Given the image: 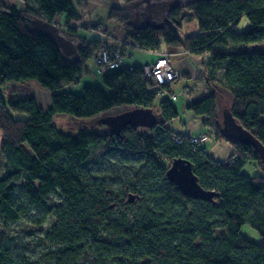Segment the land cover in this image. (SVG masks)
I'll use <instances>...</instances> for the list:
<instances>
[{
  "label": "trees",
  "instance_id": "obj_1",
  "mask_svg": "<svg viewBox=\"0 0 264 264\" xmlns=\"http://www.w3.org/2000/svg\"><path fill=\"white\" fill-rule=\"evenodd\" d=\"M24 2L18 9L0 0V87L36 79L50 90L51 102L45 109L35 96L0 92V264H27L4 244L1 225L33 209L41 210L37 224L47 215L54 219L47 236L57 247L45 255L53 264H76L86 255L91 264H264V174L242 172L251 161L264 166L252 145L221 129L218 116L221 87L233 98L229 109L237 121L264 144V49L254 46L264 41V0H192L170 9L161 25L148 19L126 31L145 51L164 45L171 54L180 48L207 57L201 76L211 92L190 101L187 109L235 147L221 161L207 153L205 143L195 146L188 134L169 126L179 113L159 90L173 95L172 87L159 85L143 67L106 68L100 81L110 93L98 79L80 92L67 89L80 83L98 47L79 40L76 56L68 58L50 31L37 29L39 21L52 23L62 13L80 19L73 0ZM160 13L159 3H152L143 16ZM244 17L249 26L240 31ZM69 20L72 39L76 27ZM193 20L198 32L182 38L183 24ZM120 106L153 109L158 120L152 127L128 125L119 134L55 122L57 115L88 120ZM12 111L28 116L15 118ZM114 150L140 157L134 176L118 190L95 182L84 168ZM178 157L192 162L199 183L215 192L213 199L187 196L167 177ZM55 193L64 202L48 205ZM244 225L260 239L245 235Z\"/></svg>",
  "mask_w": 264,
  "mask_h": 264
},
{
  "label": "rangeland",
  "instance_id": "obj_2",
  "mask_svg": "<svg viewBox=\"0 0 264 264\" xmlns=\"http://www.w3.org/2000/svg\"><path fill=\"white\" fill-rule=\"evenodd\" d=\"M143 2L144 0H73L77 13L81 18H73L76 28L73 32L75 37L72 36V39L69 38L70 36L67 34L69 27L65 22H63L64 28H61L62 25L57 19H54L52 23H47L42 20L40 23H43L47 28H50V24L54 25L52 27L57 28V30H55L59 33L60 37L68 39H58V43L65 56L72 54L73 51L75 52V49H73L72 46L76 47L79 40H83L90 45L95 44L98 48L109 45L110 47L119 49L125 54V62L128 64L131 62L142 67V64L150 58L151 55L147 51L135 46L132 40L127 38V29L140 27L145 24L148 19L156 25H161L164 18L168 15L167 13H163L155 18L151 16L144 17L143 15L148 11V7L145 6V12H142L144 10H142L144 7ZM189 2V0H179V3H182V6H185ZM115 7H119L120 9H115ZM111 13L114 17L110 16ZM65 15H67V13H65ZM245 19L247 26L245 27L243 22H240L238 30H247L249 20L247 17H245ZM37 29L39 30L38 26ZM77 34L79 35L78 37ZM185 35V31L181 29L180 36L184 38ZM254 46L262 47L264 49V41L255 44ZM175 51H177V57L180 55H188L180 48ZM167 52L168 51H166V53ZM96 53L97 52H95V55ZM95 55L87 60L86 67L88 71L83 73L80 83L71 84L66 87L67 89L80 92L81 86L84 85V83L93 82L94 84V82H96L95 79H98L100 86L110 93V89L106 88L102 81H100L101 73L105 69L95 63ZM206 58L207 57L204 56L198 60V64L200 63L199 65H202V69L199 65H197L196 68H193V65L188 63V72L184 73L186 71L184 70V72L178 75L176 80L169 84L176 96L165 91L164 95L161 97L170 98L179 113L178 117L169 123V126L178 132H184L188 135L202 136L207 134L208 139L205 141L207 153L214 159L221 161L228 159L234 153L235 147L225 138L218 137L215 128L205 125L203 123L204 117L196 116L187 109V104L191 100L202 95H207L211 92V88L201 76L205 69ZM178 60L179 58H177V61ZM196 71L198 72L196 73ZM216 71L217 77H219L220 73L218 71L220 70L217 68ZM186 83L191 85L187 86L188 84L185 85ZM0 92L5 97H9L12 93H16L20 96H35L40 105L45 109L50 106L51 102L50 90L43 87L36 79H29L24 83L9 82L4 87H0ZM232 99L233 98L229 93L220 87V91L218 92V116L220 124L222 121V111L224 108H229V103L232 102ZM127 109L129 108L126 106L115 107L109 112L88 120H80L79 118L62 114L56 116L55 122L62 127L75 129L95 127L98 131L108 130L107 125L101 122L100 119L106 115L117 114ZM12 115L15 118H26L28 116L26 113L14 111H12ZM220 127L223 130L222 125ZM2 139L3 134L0 130V148ZM91 153H96L94 148L91 149ZM139 158V156L133 157L129 154H123L119 150H114L106 154L103 160H100L98 163H88L84 165V168L86 171L93 174L92 179L95 182L104 183L106 186L118 190L121 189L122 184L127 177L134 176L135 171L133 165L137 164ZM1 168L2 157L0 155V171ZM242 172L250 177H254L263 175L264 169L262 168V165L257 164L256 161H251L244 166ZM63 202L64 199L58 193L53 194L47 200L48 205L61 204ZM41 215V210L33 209L28 216L10 222L6 226L1 225L4 244L14 251L16 257L24 260L27 264H53L51 261H48L45 255L48 251L57 247V243L51 242L47 236V233L53 226L54 219L51 215H47L45 216L43 223L37 224L35 219ZM243 233L255 241L260 239L258 232L249 225L243 226ZM76 264H91V258L88 257V255L82 256L78 259Z\"/></svg>",
  "mask_w": 264,
  "mask_h": 264
},
{
  "label": "water",
  "instance_id": "obj_3",
  "mask_svg": "<svg viewBox=\"0 0 264 264\" xmlns=\"http://www.w3.org/2000/svg\"><path fill=\"white\" fill-rule=\"evenodd\" d=\"M159 7L163 12H168L170 9L179 5L178 0H168L158 2ZM39 30L46 31L47 35L54 36L58 42L61 38L57 31L53 30L52 26L47 28L39 21ZM48 30V31H47ZM50 31V34L47 33ZM62 39V38H61ZM61 47V46H60ZM158 120V114L153 109L130 108L117 114L106 115L100 119L105 123L108 130L112 133L119 134L126 126L136 125L144 127H152ZM223 130L234 140L252 145L258 152L260 160L264 166V144L251 131L244 128L235 118L229 108H224L222 111ZM167 177L177 186V188L185 195L195 199L211 200L215 196V192L203 187L197 175L193 171L192 162L184 157L174 159L167 170ZM133 198L130 197V201Z\"/></svg>",
  "mask_w": 264,
  "mask_h": 264
},
{
  "label": "built area",
  "instance_id": "obj_4",
  "mask_svg": "<svg viewBox=\"0 0 264 264\" xmlns=\"http://www.w3.org/2000/svg\"><path fill=\"white\" fill-rule=\"evenodd\" d=\"M171 53H164L156 61L148 63L143 67L144 74L146 76L153 77L159 85H167L178 78L179 72L173 66L171 60ZM95 63L104 69H117L125 66L132 65L125 62V54L116 48L101 46L98 48L95 55ZM165 92L162 89L159 90V94L162 96ZM190 142L197 146L201 143H205L208 139V135L202 136L188 135ZM180 142V139H177Z\"/></svg>",
  "mask_w": 264,
  "mask_h": 264
},
{
  "label": "crops",
  "instance_id": "obj_5",
  "mask_svg": "<svg viewBox=\"0 0 264 264\" xmlns=\"http://www.w3.org/2000/svg\"><path fill=\"white\" fill-rule=\"evenodd\" d=\"M5 1V3L8 5V6H16L18 9H23L24 8V6H25V2H24V0H4ZM161 1H168V0H144V2H143V8H142V10L145 8V6L146 7H149V5L150 4H152V3H158V2H161ZM179 1V0H178ZM189 1H191V0H189ZM179 5H182V3H179ZM141 10V11H142ZM142 12H145V9L142 11ZM163 13H167V12H163ZM163 13H160L158 16H155V17H159L161 14H163ZM154 17V18H155ZM153 18V19H154ZM55 19H57L60 23H61V28H64V26H63V22H65V24L67 23V20H69L68 19V15H65V13H62V14H60V15H58V16H56L55 17ZM65 19V20H64ZM246 19H245V17L242 19V21L241 22H243V24H244V26L246 27L247 26V22L245 21ZM69 22H70V25H72V26H75V24H74V20H73V18H71L70 20H69ZM51 26H54V25H52V24H50ZM189 26H191V27H189ZM66 27V26H65ZM53 28V30H57V28L56 27H52ZM182 29L185 31V33H186V35H190V34H194V33H197L198 32V24H197V21H195V20H193V21H190V22H186V23H184L183 24V27H182ZM55 30V31H56ZM58 30H60V29H58ZM180 33H181V31H180ZM59 34V33H58ZM60 36V35H59ZM63 39V38H62ZM63 40H68V39H65V37H64V39ZM68 42V41H67ZM72 48L73 49H75V52L73 51V53L72 54H68V58H73V57H75L76 56V53H77V45H76V47H74V46H72ZM169 48H167V47H165L164 45H162L161 46V49L160 50H158V51H147L150 55H151V57L150 58H148L143 64H142V67L143 66H145L146 64H148V63H152V62H154V61H156L161 55H162V53H164V52H166V51H169L168 50ZM177 51H174V53H173V55H172V57H170V60H171V62H172V64H173V66L175 67V69L179 72V74H181L182 72H184V70H186L184 73H187L188 72V69H189V67H188V63H191L192 65H193V68H196L197 67V65H199L198 64V60L201 58V57H197V56H193V55H186V56H182V55H180V56H176V53ZM177 58H179V60L177 61ZM129 62V61H128ZM185 63H186V65H185ZM129 64H131V65H136V64H133V63H131V62H129ZM136 66H138V65H136ZM200 66V65H199ZM141 67V66H140ZM184 67H185V69H184ZM200 68L202 69V65L200 66ZM198 71H196V73H197ZM195 79V78H194ZM95 81V80H94ZM195 81V80H194ZM94 83H97V81L96 82H94ZM84 84H93V82L92 83H84ZM188 84V85H187ZM185 85H187V86H190L191 84H189V83H186ZM173 91V90H172ZM173 93V95L174 96H176L175 95V92L173 91L172 92ZM203 96V95H202ZM201 97V96H200ZM200 97H197L196 99H199ZM196 99H193V100H196ZM192 101V100H191Z\"/></svg>",
  "mask_w": 264,
  "mask_h": 264
}]
</instances>
